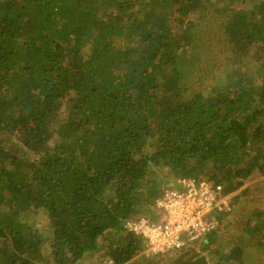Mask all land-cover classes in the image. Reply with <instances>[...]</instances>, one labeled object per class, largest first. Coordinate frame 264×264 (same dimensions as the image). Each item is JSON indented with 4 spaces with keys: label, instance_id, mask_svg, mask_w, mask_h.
Returning a JSON list of instances; mask_svg holds the SVG:
<instances>
[{
    "label": "trees",
    "instance_id": "16d2710c",
    "mask_svg": "<svg viewBox=\"0 0 264 264\" xmlns=\"http://www.w3.org/2000/svg\"><path fill=\"white\" fill-rule=\"evenodd\" d=\"M210 18L243 58L219 75L214 56L195 85ZM259 176L264 0H0V264H126L145 248L126 221L178 178ZM258 216L229 252L214 230L169 264L260 256Z\"/></svg>",
    "mask_w": 264,
    "mask_h": 264
},
{
    "label": "built area",
    "instance_id": "2783aa9c",
    "mask_svg": "<svg viewBox=\"0 0 264 264\" xmlns=\"http://www.w3.org/2000/svg\"><path fill=\"white\" fill-rule=\"evenodd\" d=\"M224 191L223 184L205 177H180L155 202V208L163 211V218L156 220L151 215H142L127 220L125 229L145 239L151 255L179 251L187 241L199 243L217 229L219 218L205 220L204 215L233 210L230 200L233 192L225 196Z\"/></svg>",
    "mask_w": 264,
    "mask_h": 264
},
{
    "label": "rangeland",
    "instance_id": "374dc122",
    "mask_svg": "<svg viewBox=\"0 0 264 264\" xmlns=\"http://www.w3.org/2000/svg\"><path fill=\"white\" fill-rule=\"evenodd\" d=\"M211 21H205L204 23L199 24V32L201 39H197L196 42L200 43L196 49L200 51L199 61H196V65L191 70V80L193 82L199 81V76L204 73V69L207 67V64L213 63L212 59L216 56L217 62L220 63L221 69L219 75H223V73L228 72L230 70L235 69L236 66L240 65L241 59L236 58L232 52L227 51V40L225 34L222 32L220 28H216L217 20L210 18ZM217 29V30H216ZM216 30V32H215ZM208 34V35H207ZM205 37H209V45L207 50L202 46V43L205 45ZM215 50V53L214 51ZM239 57V56H238ZM251 67V66H250ZM220 78L211 76L208 78V84H215L217 80ZM197 82H195V85ZM214 88V87H213ZM170 177H167L165 181H169ZM171 181V180H170ZM232 194L231 191H227L225 189L224 195L230 196ZM240 195V196H238ZM238 196V200H234L235 197ZM232 199L234 202L233 210L230 213H220L217 211H210L206 215H204L205 220L212 219L213 216L218 217L219 219H223L224 222L220 225V228H217L214 233H218L216 235V239L220 243L221 250L224 252H229L231 246L233 245V238H236L237 235L245 232V228L250 223L252 225H257L259 222V216L264 218V176H259L257 178H253L244 184L240 189L233 192ZM238 202V204L236 203ZM260 212H262L260 214ZM152 216L154 219H159L160 217H164V213L161 209H155L152 212ZM218 229L219 232H218ZM202 242V241H201ZM231 242V243H230ZM252 242V241H251ZM145 248L138 252L136 257L129 261L126 264H169V259L175 257L178 251H173L170 253H159L151 255L146 246V240L144 239ZM200 243L199 245H201ZM195 246L194 242L187 241L185 247L180 249L179 251H189L192 250ZM256 245H250L248 249L244 252L245 264H264V246L259 247L261 252L260 256H257L259 253L256 250ZM256 250L253 254L251 249ZM203 255L209 256V251L204 250L202 252ZM260 260V262H259ZM262 261V262H261ZM101 260L95 262H88L86 259L83 260V264H100ZM105 264H112L111 262Z\"/></svg>",
    "mask_w": 264,
    "mask_h": 264
}]
</instances>
